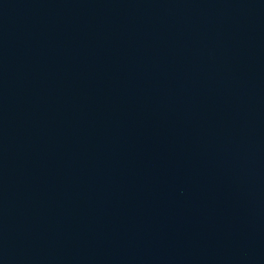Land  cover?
I'll use <instances>...</instances> for the list:
<instances>
[{
  "label": "water",
  "instance_id": "95a60500",
  "mask_svg": "<svg viewBox=\"0 0 264 264\" xmlns=\"http://www.w3.org/2000/svg\"><path fill=\"white\" fill-rule=\"evenodd\" d=\"M0 264H264V0H0Z\"/></svg>",
  "mask_w": 264,
  "mask_h": 264
}]
</instances>
